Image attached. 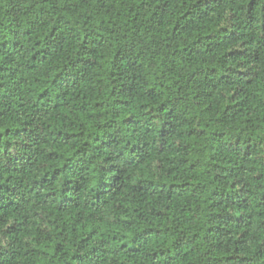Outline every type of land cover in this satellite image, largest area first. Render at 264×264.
Here are the masks:
<instances>
[{
  "label": "trees",
  "instance_id": "trees-1",
  "mask_svg": "<svg viewBox=\"0 0 264 264\" xmlns=\"http://www.w3.org/2000/svg\"><path fill=\"white\" fill-rule=\"evenodd\" d=\"M0 264H264V0H0Z\"/></svg>",
  "mask_w": 264,
  "mask_h": 264
}]
</instances>
